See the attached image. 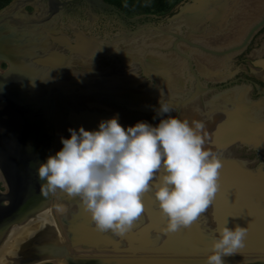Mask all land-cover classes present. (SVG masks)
Returning a JSON list of instances; mask_svg holds the SVG:
<instances>
[{"label": "flooded vegetation", "instance_id": "af4514ba", "mask_svg": "<svg viewBox=\"0 0 264 264\" xmlns=\"http://www.w3.org/2000/svg\"><path fill=\"white\" fill-rule=\"evenodd\" d=\"M258 5L264 10V0L258 1ZM113 7L128 17L149 14L128 15L117 7ZM11 8L5 17L0 18V35L9 26L13 31L17 26L18 31L16 32L18 34L15 44L23 47V53L11 55L10 45L8 47L9 54L0 53V73L8 72L6 78L9 81L7 87L5 86V90L1 89L0 97H5V100L8 99L10 103L15 105L10 106L2 102L0 103V111H3V106L6 105V111L10 112L11 117L13 115L15 119L27 118V114L23 112L27 113L29 111V123H31V121L33 122L31 120L33 112H36L35 110H38L39 113L50 111L47 104L53 100L56 105L55 111L58 114L60 113L59 123H57L58 133H56L57 143L60 145L57 146H62L60 137L67 138L70 135L67 131L69 127L74 130L77 129L75 126L68 125L72 118V112L77 114L80 110L87 109L91 113L100 114L101 120L118 114V123L122 127L131 126L137 121H146L154 126L164 116H157L156 111L146 113L145 108L147 106L152 107L153 104L158 109L159 102H169V100L182 102L185 99L186 93H171V90L168 92L166 90L155 91L156 89L153 86L147 85V81L141 76V73L144 72L141 64H143V61H147V57L141 56V54H146L144 51L145 43L138 41L132 46L125 43L127 32L130 29L133 30L135 24L127 22L123 27L113 23L114 20L118 21L113 17V11L105 9L106 17H100L93 26H96L98 30V27L101 29L104 22H107L109 25L104 26L106 28L103 29L115 33L116 37H122L124 40L114 41L112 39L116 37L108 36L99 41L98 53L104 51L103 48L107 45L110 52H112L111 57H106L104 60L105 63L99 64V55L91 59L77 58L67 50V46L58 43L60 49L55 47L56 44H51L49 37L57 36L53 35L54 32H57L58 35H65L71 40L75 39L77 35H84L85 32L79 26L83 27L81 25L83 22H90V14H88L87 5L83 0H18ZM91 11L97 15L100 13L96 9ZM174 13L175 10L168 12L166 16L155 14L156 18L140 17L137 23L142 25L146 21H151L154 24H165V20ZM122 21L126 22L124 19ZM8 41L10 40L7 39L5 45L9 44ZM71 43L73 44V42ZM51 46L55 49H51ZM50 50H52L50 53L56 52L69 57L64 62L60 61L61 58L53 57V61L58 63L52 68L54 74L50 73L53 78L49 75L51 68L45 64L35 67L36 75H32L30 70L33 66H31L30 61L38 57V59L41 58L42 61L46 62L43 58L47 54L45 56L41 54H45ZM105 52L108 53L109 51ZM158 55L161 56V52H158ZM130 56H132V62ZM27 59H29L31 67H29V71L24 66ZM136 59L139 62H136ZM158 60V57H156L152 61L156 62ZM192 64L194 65V63ZM8 67L9 69H7ZM196 67L198 68L196 69L198 79L203 80L205 86L201 85L199 81L201 91L195 92L188 85L186 92L194 95L179 106L170 105L172 109L170 114L181 119L187 118L189 121L192 119H202L204 121V132L207 133L204 147L220 156L223 167H221V171H233L241 175L245 171L240 166L248 169V163L250 162L253 171H255L256 165L263 163L257 171L260 175L263 174L264 24L253 33L246 46L235 52L227 62L224 61L215 69H206L199 64ZM215 70H218L221 74H217ZM183 78L186 82L190 83L192 81L189 73ZM215 80L218 81L212 82ZM48 82H52V86L49 87ZM85 84L89 85L85 86ZM3 86L1 85L2 88ZM83 87L90 91L77 96L79 90H85ZM23 88L31 90L29 104L25 103L26 101L22 95ZM56 91L58 94H56ZM132 93L139 95L140 99H127L125 95ZM35 96H39L40 101H44L45 104L31 103V98L33 99ZM102 114L104 116H101ZM2 116L6 117L5 115ZM94 118L91 123H95L96 127H90L89 130L96 129L101 121ZM240 127H247L248 131ZM242 131L246 132L242 133ZM3 190L0 181V191ZM56 193L57 191L55 195ZM63 205H65L64 202L58 203V209ZM64 214H61L62 218L67 213ZM59 251H61L62 257L65 251L64 249ZM52 255L49 254L48 257L37 256L36 261H43L41 264H52L53 262L44 261ZM61 257L58 259H61ZM63 261L65 262V260ZM67 264H72V262L67 260Z\"/></svg>", "mask_w": 264, "mask_h": 264}, {"label": "water", "instance_id": "95a60500", "mask_svg": "<svg viewBox=\"0 0 264 264\" xmlns=\"http://www.w3.org/2000/svg\"><path fill=\"white\" fill-rule=\"evenodd\" d=\"M83 1L87 5L88 14H90V22H83L81 25L85 28L81 30L85 32L84 35L88 38L103 39L108 36L116 37L115 33L103 29L104 26L109 25L107 22H104L101 29L98 27V30L96 26H93L100 17H106V12H104V10L108 9L114 12L113 17L118 20H114L113 23H117L119 26L123 27H125L127 22L135 24V28H133V30L130 29L127 32L128 35L136 37L140 32L143 33L147 30V35L149 34L148 44H153L154 46L155 42L159 45H162L163 43V40L156 41V38L154 39L150 37L151 34L167 35L168 33L170 37L173 36L174 40L172 38V41L170 42L171 46L169 45L164 49V52L170 51L172 54L165 56L164 58L174 56L173 54L178 52L176 45L179 43L185 44L187 49L191 48L211 57L225 55L231 57L235 52L242 50L253 33L264 24V10H262L259 5L256 8L257 12L253 15L242 17L240 24H238L236 21V16H238L236 9H238V6L235 7V2L237 0H183L175 7V13L165 20V24H154L151 21H146L142 25L137 23L138 18H156L157 16L155 14H142L128 17L125 14L118 12L113 6L103 0ZM261 1L263 0H260V2ZM16 2H18V0H11L6 6L1 8L0 18L5 17ZM92 9H96L100 13L98 15L95 13L93 14L91 11ZM187 18L193 19L190 20L193 22V26L186 24L189 26L187 27L188 30L186 34L183 32L173 34L174 32L168 31L171 24L179 20H188ZM122 19L126 22L122 21ZM237 25L244 27V30L240 33V39L235 43H232L230 47H226L223 50L218 49L217 45L221 40L218 41L221 34L220 32L223 31L229 35L233 30L232 28H235ZM16 31H18L17 26H15L14 31L9 26L4 32H1L0 53L7 54L9 45L11 46L10 50H12L11 55L23 53V47L15 44L17 41L16 36L18 34ZM53 35L58 36L57 32H54ZM49 37L51 44L55 43V47L60 49L57 38ZM7 39L10 41H8L9 44L5 45ZM72 42L73 46L75 40ZM65 43L69 48L68 42ZM51 49L55 48L51 46ZM103 49L104 51L100 53L95 52V54H91L89 51L87 54L88 56L93 55L94 57L99 55V64H103L105 63L104 60L106 57L110 58L112 55L108 45ZM184 49L185 48H183V50ZM51 51L52 50L41 55H50ZM105 51L109 52L107 53ZM177 56L185 61L184 66H182L179 73L174 74L169 66V68L157 70L151 65V61L148 62L147 59L146 63L141 64L144 68V72L141 73V76L145 78L147 85L153 86V88L156 89L155 91L166 90L168 92L171 90V93H186V97L182 101L184 103L186 99L194 95L186 92L187 86L190 85L195 92H198L201 91L200 87L202 84L204 85V81L198 79V71L196 70L198 68L196 65L194 66L192 64L189 56H184L181 53L180 56ZM68 57L69 56L66 58ZM150 57L153 56L147 54V58ZM36 59H38V57H36ZM36 59L30 61L33 68L29 65V59H27V63L24 64L28 71L29 67L31 68L30 71L32 75H36V70L34 68L40 67ZM7 69H9V67ZM50 71L49 75L50 73H53L52 68ZM188 73L192 77L190 83L186 82L183 78V76H187ZM50 76L53 78L52 75ZM6 77H8V72L4 71L0 73V91L1 89L5 90V86L7 87L8 85L9 81ZM217 81L218 80L212 82ZM51 84L52 82H48L49 87L52 86ZM1 85H4L3 88ZM87 85L89 84H85V86ZM83 88L85 90H79L77 96L84 95L90 91H87V88L85 87ZM30 91L29 88H23L22 91L26 104H29ZM56 94H58L57 91ZM125 96L130 100L140 99V96L136 95V93L130 95L126 94ZM4 98L0 97V103L5 102L6 105H14L13 103H10L8 99H6V101ZM30 101L33 104H45L44 101L42 103L33 101L32 99ZM182 102H172L169 100L167 103L176 107L182 104ZM6 105L3 106L4 110L0 111V181L2 188H4L2 192L0 191V264H41L43 261H36L37 256L48 257L49 254L53 255L44 259V261H50L52 263V260L61 257V251L59 250H61L62 247L59 246L60 244L57 242L58 240H61L62 242V238L65 241L66 247L70 245L69 247L71 250H77V254L63 253L61 259L65 260L66 264L67 260H70L72 264H205L206 256L211 251L210 244L218 233L216 232V228H214L215 226L211 227L209 224L210 221L208 222V219L206 220L202 214L199 216V219L194 221L190 226L181 227L175 232L166 233L162 231L166 224L165 216L162 214V217L159 218V216H155L153 217V220L148 217V220L145 222L147 225L141 226L139 229H136V227L133 229L134 226H132L119 241L108 242L107 240L101 244L102 240L99 239V234L92 232L87 235L92 236L94 242L89 243L88 239H86V234H81L79 235L81 238L80 242L86 243L87 245L85 246H89H82L84 248L75 247L77 244L76 242L71 245L68 241V235H65V231L63 230V228H66L68 225V219L72 217L73 214L71 213L70 216L66 215L61 219H58L55 214H51V218H53L56 224L58 221V223L61 224V227L63 226L62 236L61 233L59 234L58 229L56 228L57 226L50 220V227H40L30 239L28 238L18 247L17 251L12 252V246H8L7 241L13 236L14 227L17 226V228H22L32 219L37 222L38 217L35 211L44 208V206L40 204L41 202H48V199H44L45 197L41 192L40 184L43 183V181L38 180L36 169L39 163L43 162L48 155L54 154L55 151L60 148L57 146L60 144L57 143L56 136V133H58L57 123H59L58 119L60 113L58 114L55 111L56 105L52 100L47 104V106L49 105L48 108L50 111L39 113L38 110H35L36 112H33L31 118L34 123L32 121L29 123V111H27V113L23 112L24 114H27V118L15 119L13 115L11 117L9 114L10 112L6 111ZM148 109L150 108H147V111ZM2 115H5L6 117ZM251 165L252 164L249 162L248 169L240 168L248 175L247 181L249 182V187H256L259 184L254 180V176L256 177V173L263 163L256 165L255 171L251 169ZM261 184L264 183L262 182ZM261 187L263 188V186ZM148 196L150 203H153L152 201H154L153 204L157 205L153 195ZM53 199L56 201L61 200V202L65 203L67 202L63 198L61 199L57 196H53ZM53 199L52 202H54ZM71 202H73V200L69 201L70 204ZM251 204L252 202H249V206ZM49 206L46 207L49 209ZM50 208L52 207L50 206ZM253 214L257 220L254 222L251 220L252 222H249L250 225L247 227L250 230V234H246L243 247L239 248L236 251V254L223 257L222 259L225 264H264V203L261 205L257 204V208L253 210ZM244 218L245 217H243V221H245ZM204 221H207L209 226H207ZM151 229H153V233H159V235L151 237ZM214 232L215 236L213 235ZM121 241L124 242L125 245L122 249ZM188 247H191V251H189ZM87 249H90L92 252L87 253ZM123 252H126L128 255L122 257V260L119 259L117 255ZM7 253L9 258L5 257V254Z\"/></svg>", "mask_w": 264, "mask_h": 264}, {"label": "clouds", "instance_id": "9594fccd", "mask_svg": "<svg viewBox=\"0 0 264 264\" xmlns=\"http://www.w3.org/2000/svg\"><path fill=\"white\" fill-rule=\"evenodd\" d=\"M170 113V105L159 102L156 115L164 118L154 126L137 121L122 127L114 114L93 130L69 127L62 146L36 169L41 192L78 197L97 230L121 236L143 212L142 194L151 187L166 217L162 231L190 226L215 196L222 161L204 147L202 119ZM227 223L217 226L205 264H225L223 257L243 247L247 227Z\"/></svg>", "mask_w": 264, "mask_h": 264}, {"label": "bare ground", "instance_id": "6f19581e", "mask_svg": "<svg viewBox=\"0 0 264 264\" xmlns=\"http://www.w3.org/2000/svg\"><path fill=\"white\" fill-rule=\"evenodd\" d=\"M258 1H260V0H245V1L237 0L235 2L236 3L235 7L238 6V9H236V11L238 12V14H237L238 16H236L237 17L236 21L238 22V24H240L242 17L250 16V15H253L255 12H257L256 6L258 4ZM187 19L188 20H179V21H176L175 23L171 24L168 31L174 32L173 34H177V32H179V33L183 32L186 34L187 30H188L187 27H189L186 24L193 26V22L190 21L193 19H191V18H187ZM232 29L233 30L231 31V33L229 35L223 31L220 32L221 34H220V38L218 39V41L220 39L221 40L219 41V43L217 45L218 49L223 50L226 47H230L232 43H235L238 39H240V37H241L240 33L242 32V30H244V27L237 25L235 28H232ZM148 36H149V34L147 35V30H145L143 33L140 32L136 37H132V35H129V36L127 35L125 40L122 37H116V38H113L112 40H114V41L115 40H118V41L124 40V42L128 43L130 46L134 45V43L138 42V41L144 42L145 43L144 51L146 52V54H141V56L147 57V54L152 55L153 57H150L147 59H148V62L151 61V65L153 67H155L157 70H160V69L163 70L165 68L171 67L172 72L174 74L179 73L180 70L182 69V66H184V63H185V61L183 59H181L180 57L177 56V55L180 56V53L184 56H186V55L189 56L191 62L194 63V65L199 64V65L204 66L206 69H210V68L215 69L216 67H219V65L221 63H223L224 61L227 62V60L230 59V56H227V55L220 56V57H211L209 55H205L203 53L197 52L194 49H191V48L187 49L186 45L182 44V43H179L176 45L178 52H175L173 54L174 56H172L170 58H167V57L164 58L165 56L172 54L170 51L164 52V49L170 45V42L172 41L173 36L170 37L168 35V33H167V35H163V34H154L153 35V34H151L150 37H152L154 39L156 38V41H162L163 40L162 45H159L155 42L154 46H153V44L152 45L148 44ZM51 37H53V36H51ZM53 38H57L59 44H63L65 46H67V50L69 52L71 51L70 52L71 54L75 55L77 58H83V59L93 58L94 56L93 55L88 56L87 52L90 51L91 54H95V52H97V50L100 48L98 42L103 40L100 38L95 39V38H88L84 35H79V36L77 35L75 37V39H73V40H75V43L72 46L71 42L73 40L69 39L65 35H58V36H55ZM194 38L197 39L196 37H194ZM173 40H174V38H173ZM65 42H68L69 48ZM111 42H113V41H111ZM216 43H217V40H216ZM204 44L206 45L205 42H204ZM183 48H185V49L183 50ZM158 52H161V56L160 55L157 56ZM54 56L57 58H61L62 60L60 59V61L64 62L65 60H67L66 57L68 55H64V54L60 55L56 52L51 53L50 55H46L43 58L46 60V62L42 61L41 58H39V59H37V63L39 65L45 64V65L49 66V68H53L55 65L58 64L57 62L53 61ZM64 56L66 59L64 58ZM156 57H158L159 60L156 62L155 61L153 62L152 61L153 58H156ZM130 60L132 62V56H130ZM206 60H209V61H206ZM136 62H139V61L136 59ZM144 63H146V61H143V64ZM203 63L204 64L208 63L207 64L208 67H207V65L205 66ZM215 71L217 72V74H221V73H219L218 70H215ZM32 100L42 103L40 101L39 96H35ZM147 108H150V109H148V111L150 110L149 112L147 111ZM147 108H145L146 113L156 111V109H157L156 106H154L153 104H152V107L147 106ZM99 115L100 114L91 113L87 109L80 110L77 114H75V112H72V118L70 119V123L68 125H72L73 127L75 126L77 128L83 127L86 130H89L90 127L93 128L96 125L95 123H91V121H93V117H95L97 120L102 119L99 117ZM101 116H104V115L102 114ZM214 137H217V136H214ZM220 137H221V135H220ZM228 137H230V136H228ZM240 167L243 168L242 166H240ZM219 173H220L219 177L221 179L219 182L220 187L218 188L217 191L219 193H221V197L219 198L217 193H215V196H214L211 204L202 213V215L206 218V220L208 219L207 221L208 222L210 221V223H209L210 226L211 227L215 226L214 228H217V226L220 225L221 221L225 220V218H222L221 216H219V211H218L217 207L225 208L224 206L222 207L221 204H222V198H223V196L226 195L227 192H230L233 195V199L231 198L232 203H235V206L237 207V209L249 208L250 211H253L257 208V203L252 202V204L250 206H249V202L248 203L239 202L242 204L238 203V201L241 197V189L243 187H240V191H239L240 196H239L238 195V187H237V185H238L237 177L242 178V180L240 181V184H243L248 179L247 173L243 172L241 175H238L237 173H235L233 171H227V170H224V171L219 170ZM254 180L257 181L256 182L257 184H259L257 186V188H259V187L261 188V186H263V188H264V184H261L262 182L264 183V173L261 175H260V173H257L256 177L254 176ZM262 190H264V189H262ZM154 191H155V189L150 187V189L147 192L143 193L142 202H143L144 210L141 213V215L138 217V219L134 222L133 229H135V227H136V229H139L141 226L147 225L145 222L148 220V217L151 218L152 220H153V217H155V216L156 217L159 216V218L162 217V212L160 211V209L158 208L157 205L153 204L154 201H152L153 203H150V201H149L150 199H149L148 195H153ZM254 191L256 192V190H254ZM260 194H262V192ZM43 195L45 197L44 199H48V202H47L48 204L46 202H41L40 204L43 205L44 208H40L37 211H35V213L37 214V217H38V221L36 222V221H34V219H32L33 221L31 220L29 223H26L27 225L25 224L24 227H22V228L21 227L17 228V226H15L14 227L15 229L13 230V236H11L12 240H11V238L9 241L6 240L8 246H10V245L12 246V248H11L13 250L12 252L17 251L18 247L24 241H26L28 238L30 239V237L34 233H36L40 227L41 228L42 227L44 228L45 226L50 227V220L57 226L56 228L58 229L59 234L61 233V236H62L63 230L65 231V235H68V237H69L68 241L71 245L75 242L77 243L75 247H82V246L87 245L86 243L80 242L81 238L79 235H81V234H86V239H88V242L93 243L94 242L93 237L90 235L88 236L87 234L92 233V232L98 233L99 239L102 240L101 244L107 240H108V242L109 241H119L120 238L126 234V233H124L121 236H116V235L112 234L111 232H102V231L97 230L94 223L90 219L89 213L80 205L78 197H70L66 193H63L59 190L57 191L56 195H55V192L48 193V194L43 193ZM243 195L246 197L247 194L243 193ZM53 196H57L61 199L63 198L64 200L67 201L66 203L64 202L65 205H63L61 208L59 207V209H61V211H59V209H58V203H60L61 200L56 201L53 199ZM252 196H254V195L252 194L251 197ZM52 199L54 202H52ZM71 200H73V202H71V204H70L69 201H71ZM151 200H153V199H151ZM49 205L52 208H50ZM219 205H221V206H219ZM46 206H49V209ZM62 213H63V215H65L64 213H67L66 214L67 216H70L71 213L73 214V216L68 219V225L66 226V228H63V230H62L63 226L61 227V224L58 223V221L56 224V222L53 220V218H51V214L52 215L55 214V216H57L58 219H61ZM165 219H166V217H165ZM198 219H199V217L197 218V220ZM231 219H233V218H231ZM240 219L243 220V218H240ZM244 219L246 222H248V221L254 222L257 220L255 218V215L253 214V212L251 214H249V216H247V218H244ZM207 221H204V222H205V224H207V226H209ZM12 225H14V224H12ZM150 233H151L150 234L151 237H154V235H159V233H156V234L153 233V229L150 230ZM213 235L215 236V232ZM57 243L60 244L59 246H61L62 249H64V251L66 253L77 254L76 253L77 250H75V249L71 250L69 247L70 245L68 247L65 246V241L63 240V238H62V242H61V240H58ZM121 243H122V245H121V249H122L125 247V245H124V242L121 241ZM85 247H89V246H85ZM82 248H84V247H82ZM188 249H189V251H191V247H188ZM90 252H92V251H90V249H87V253H90ZM236 253L237 252H235L233 254H236ZM125 255H128V254H126V252L119 253L117 255V257L119 259L123 260L122 257H125ZM5 257L9 258L8 253L5 254ZM52 262L56 263V264H62V262H63V264H66L62 259H54V260H52Z\"/></svg>", "mask_w": 264, "mask_h": 264}, {"label": "rangeland", "instance_id": "374dc122", "mask_svg": "<svg viewBox=\"0 0 264 264\" xmlns=\"http://www.w3.org/2000/svg\"><path fill=\"white\" fill-rule=\"evenodd\" d=\"M144 1H145L146 6L145 5L142 6L141 2H139V0H135L133 2V5L142 7V9L145 12L149 11L148 13L152 14V12H157L158 10H161L166 4H168V5H170V7H168V10L164 11L163 13L160 14V15L166 16L168 14V12H170V11L173 12L175 10V7L177 5H179V3L183 0H177V1L176 0H144ZM143 10H141V11H143ZM140 13H142V12L132 11V12L127 13V14L128 15H137ZM79 27L81 29H83V27H81V26H79ZM104 28H106V27H104ZM240 128H243L246 131H248L247 127H240ZM251 129H252V127H251ZM246 131H242V133H245ZM220 179L221 178L218 176V188L220 187L219 186ZM241 180H242L241 177H237V182H238L237 187H238V195L239 196H240V192H239L240 187H243L241 189V197H240L238 203L239 202H246V203L253 202V203H257L259 205L263 204L264 203V190H262L263 188L262 187L257 188V186L256 187H252V186L249 187V182L247 180L243 184H240ZM254 190H256V192ZM261 192H262V194H260ZM216 193H217L218 197L220 198L221 193H219L218 191H216ZM243 193L247 194L246 197L243 195ZM252 194L254 196L251 197ZM231 198L233 199V195L230 192H227L226 195L223 196L221 205H222V207L224 206L225 208L217 207V209L219 211V216L227 219V221H228L227 226L229 228H232L234 224H239L242 227H247L248 225H250L249 221L243 222V220H241L240 218H243V217L247 218V216H249V214H251L253 211H250L249 208L237 209V207L235 206V203H232ZM239 204H242V203H239ZM221 205H219V206H221ZM231 218H233V219H231ZM224 221L225 220L221 221V224H223ZM252 233H253V231H252ZM246 234H248V235L250 234V230L248 229V227H247V233ZM53 264H56V263H53ZM62 264H63V262H62Z\"/></svg>", "mask_w": 264, "mask_h": 264}, {"label": "trees", "instance_id": "16d2710c", "mask_svg": "<svg viewBox=\"0 0 264 264\" xmlns=\"http://www.w3.org/2000/svg\"><path fill=\"white\" fill-rule=\"evenodd\" d=\"M10 1L11 0H0V9L3 8L5 5H7ZM104 1L110 3L111 5L117 7L118 9L122 10L125 13H130L132 11H139V12H142V13H148L149 12V11L145 12L142 9V7L134 6L133 2L135 0H104ZM139 2H141L142 6L145 5V1L144 0H139ZM168 7H170V5L166 4L161 10H158L157 12H152V13L153 14H161L164 11H167ZM141 10H143V11H141Z\"/></svg>", "mask_w": 264, "mask_h": 264}]
</instances>
